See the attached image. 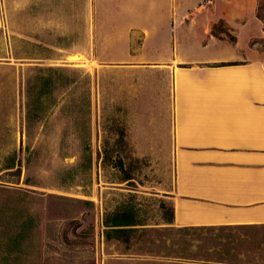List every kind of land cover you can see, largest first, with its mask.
<instances>
[{"label": "rangeland", "instance_id": "obj_1", "mask_svg": "<svg viewBox=\"0 0 264 264\" xmlns=\"http://www.w3.org/2000/svg\"><path fill=\"white\" fill-rule=\"evenodd\" d=\"M3 15L17 53L31 57L0 62V264H166L161 260L177 255L264 264L262 225L182 230L165 222L175 182L174 84L165 63L117 61L125 49L140 50V31L132 32L128 44L105 41L116 33L112 5L104 0H34L27 11L4 10ZM218 22L217 33L233 39L234 32ZM25 31L31 32V42ZM81 61L85 65L73 64ZM40 66L84 72L73 76L75 84L55 90L49 112L28 119L27 79ZM85 73L92 78L88 171L85 163L80 166ZM122 130L123 147L116 152L134 172L129 183L121 182L102 157L106 141L114 143ZM14 154L18 165L4 169L7 156ZM129 193L136 194L147 224L128 242L106 239L105 209ZM28 217L34 226L16 246L14 236Z\"/></svg>", "mask_w": 264, "mask_h": 264}, {"label": "crops", "instance_id": "obj_2", "mask_svg": "<svg viewBox=\"0 0 264 264\" xmlns=\"http://www.w3.org/2000/svg\"><path fill=\"white\" fill-rule=\"evenodd\" d=\"M33 1L0 0V60H7L0 62L11 63L12 56L31 57L17 53L3 13L27 11ZM104 3L112 5L116 33L105 41L128 44L135 30L143 37L139 51L125 49L117 61L165 63L173 77L175 182L168 196L174 220L166 223L182 230L264 226V50L254 42L264 37V26L256 2L252 6L238 0ZM220 20L234 32L233 39L224 32L213 33ZM24 37L32 41L30 31ZM161 261L251 264L181 255Z\"/></svg>", "mask_w": 264, "mask_h": 264}, {"label": "trees", "instance_id": "obj_3", "mask_svg": "<svg viewBox=\"0 0 264 264\" xmlns=\"http://www.w3.org/2000/svg\"><path fill=\"white\" fill-rule=\"evenodd\" d=\"M257 17L263 22L264 26V0H258L257 4ZM223 21V20H221ZM216 22L213 25L212 31L217 34ZM223 32V31H222ZM221 33V32H220ZM219 33V34H220ZM254 42L261 43L264 46V37L257 38ZM83 73L82 69H75L71 72L61 66H40L37 68V72L28 77V119H31L32 113L49 112L54 104L51 102L54 99V92L59 87H69L71 84H75L73 76L77 73ZM82 84L84 85L85 110L86 115L83 118L84 134L81 136L83 142V160L80 162V166L85 163V170H91L92 165V150H91V84L92 78L89 73H85ZM65 107H69L66 103ZM124 143V130L118 132V136L115 142L109 144L106 141L103 150V160L105 165H111L120 173L119 179L121 182L127 181L129 183L135 179L134 172L127 166L124 156L118 153L119 149L116 147H123ZM8 162L5 164L4 169H11L18 165V159L16 155L7 156ZM70 170H66L69 172ZM70 180H75L74 174L70 176ZM160 205L162 208L167 209V203L165 200H161ZM169 215H164V220L167 223H171L174 220V206L171 203L168 208ZM167 213V212H166ZM103 233L106 239H118L128 242L131 240L132 234L141 226L147 224L146 218L143 215L140 202L137 200L135 193H129L128 198L118 201L112 208L106 207L103 215ZM34 226V218L28 217L21 223L20 230L14 236L12 244L21 245L22 241L28 237Z\"/></svg>", "mask_w": 264, "mask_h": 264}, {"label": "bare ground", "instance_id": "obj_4", "mask_svg": "<svg viewBox=\"0 0 264 264\" xmlns=\"http://www.w3.org/2000/svg\"><path fill=\"white\" fill-rule=\"evenodd\" d=\"M79 56V55H78Z\"/></svg>", "mask_w": 264, "mask_h": 264}]
</instances>
